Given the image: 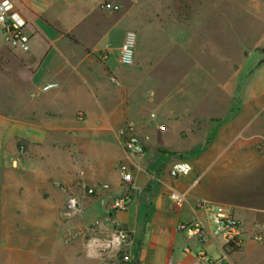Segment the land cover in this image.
I'll return each instance as SVG.
<instances>
[{"label":"crops","instance_id":"1","mask_svg":"<svg viewBox=\"0 0 264 264\" xmlns=\"http://www.w3.org/2000/svg\"><path fill=\"white\" fill-rule=\"evenodd\" d=\"M15 1L27 19L30 50L22 55L29 68L23 73L27 88L23 100L17 96L16 113L0 114V264H68L71 250L60 243L63 228L85 227L107 215L130 234L131 264H192L202 250L216 260L220 255L212 243L202 247L176 231L177 224L201 217L195 209L200 201L218 204L242 222V246L229 253L230 264H264V150L256 146L264 138V59L236 83L238 97L227 114L215 115L219 105L212 101L213 127L203 132L208 134L205 144L200 138L193 143L180 137L182 127L175 125L168 110L163 118L169 123L167 133L160 137L143 125L146 112L138 116L135 103L125 106L104 93L99 96L92 87L81 90L83 105H76L69 94L75 85L67 78L73 76L67 66L103 53L98 44L120 19L113 21L97 0ZM122 1L128 4L125 32L148 37L154 31L167 35L174 27L181 33L175 41L177 53L193 54L196 48L199 56V20L159 22L153 17L188 8L197 11L200 0ZM240 11L256 13L261 31L255 44L264 46V0H245ZM3 46L2 41L0 49ZM144 63L136 49L129 68L138 72ZM194 65L199 71V60ZM51 82L58 87L42 92ZM218 89L232 91V82L212 86V91ZM126 119L138 124L142 155L123 148L120 131ZM19 146L24 147L21 156ZM178 160L188 161L191 172L172 179L169 169ZM119 164L128 166L137 190L127 210L113 213L110 202L127 191ZM82 186L95 194L86 195ZM172 190L186 194V202L171 201ZM70 196L79 200L83 212L75 219L64 216Z\"/></svg>","mask_w":264,"mask_h":264},{"label":"rangeland","instance_id":"2","mask_svg":"<svg viewBox=\"0 0 264 264\" xmlns=\"http://www.w3.org/2000/svg\"><path fill=\"white\" fill-rule=\"evenodd\" d=\"M115 1L121 6L119 11L111 12L101 8L111 13L113 21L120 19L101 38L98 47L103 53L90 54L89 60H74L67 66L69 73H73V76L67 78L75 85V90L69 93L73 96L74 103L83 105L80 95L83 91L87 92L89 87L99 96L104 93L110 99L120 100L125 106L135 103L140 113L138 116H143L142 110L146 112L143 125L152 133L160 134V137L167 133L169 123L163 118L168 110L173 113L172 121L175 125L182 127L179 128L180 137L189 138L193 143L200 138L201 145L205 144L208 134L203 132H208L213 127L212 101L219 105L215 115L227 114L231 102L234 103L238 97L236 83L241 84L259 61L264 59V46L255 44L260 39L261 31V27L255 22L256 13L240 11L245 0H200L197 11L188 8L157 13L153 19L159 22L182 23L192 19L199 20L200 54L197 55L196 48L193 54L177 53L179 45L175 41L180 38L181 33L174 27L167 30V35H157L154 31L148 37L137 36L135 52L139 49L145 63L141 70L135 72L118 62L119 48L129 23L127 2ZM76 36L81 39L80 35ZM158 36L163 43L155 38ZM1 39L0 35V43L3 41ZM198 60L199 71L194 65ZM28 62L26 55L10 49L5 43L0 49V114L16 113L17 96L23 100L26 93L27 85L24 84L23 73L29 68ZM239 69L241 74L236 78L235 73ZM84 75L89 80L87 84L84 83ZM111 76L116 78L120 86L110 81ZM230 81L233 85L232 91H212L213 85H224ZM181 86L188 89L178 90ZM151 114L155 115V119L150 118ZM160 121L165 125L163 131L157 129ZM130 122L132 121L126 119L125 125ZM133 123L136 125L135 133L139 135L138 124L135 121ZM14 128L24 130L17 125ZM25 129L28 133L31 132V129ZM81 215L66 218L75 219ZM68 231L81 232L68 241L65 237ZM94 239L111 244L90 246ZM60 243L71 250L68 264H131L130 234L115 224L109 215L92 221L85 227L65 226L61 232Z\"/></svg>","mask_w":264,"mask_h":264},{"label":"built area","instance_id":"3","mask_svg":"<svg viewBox=\"0 0 264 264\" xmlns=\"http://www.w3.org/2000/svg\"><path fill=\"white\" fill-rule=\"evenodd\" d=\"M102 9L117 12L119 11V5L114 0H97ZM27 19L25 18L21 8L15 0H0V35L4 43L14 51L26 54L30 50V40L26 33ZM137 42V34L134 31H126L123 37L122 44L119 48L118 62L121 66L130 67L134 63L135 47ZM110 81L120 86L115 77H110ZM58 87L57 83L51 82L44 85L41 89L42 92H47ZM151 119H155V115H150ZM159 130L163 131L164 126L158 125ZM120 135L124 138L123 148L129 153L135 155H142L143 148L141 141L135 133V125L128 123L123 130L120 131ZM257 149L264 150V138H259L256 142ZM24 153V147H18V155L21 156ZM18 160L13 161V166L16 167ZM118 171L120 178L126 186V192L113 199L110 202L109 209L111 212H119L127 210L131 202V194L137 190L136 184L132 178V174L128 166L119 164ZM191 172V164L185 160L175 161L170 169L169 176L172 179L187 177ZM86 195L95 194L94 189H87L86 186H82ZM103 190L107 189V185H102ZM171 201L175 203L186 202V194L172 190L169 194ZM196 212L201 215L197 217L194 223L186 224L179 223L176 226L178 233H183L187 240H194L202 247L212 243L215 250L220 254L219 258L212 261L207 256L204 250L200 251L197 256V261L192 264H230L228 261V255L231 252L239 250L243 242L242 222L228 209L207 201H200L195 206ZM82 214V208L79 204V200L76 197H68L65 202L64 216L67 218L76 217ZM113 222L118 225L115 218L110 216ZM119 226V225H118ZM81 231H68L65 237L68 241L74 239L79 235ZM257 241H261V237H256ZM90 246L98 247L103 244H111L108 241L92 240ZM189 252L188 249L185 250ZM216 256L213 253L212 257ZM170 264H182L173 263Z\"/></svg>","mask_w":264,"mask_h":264}]
</instances>
